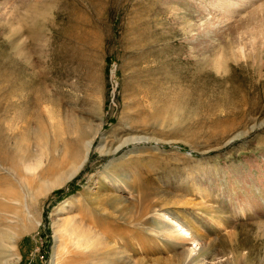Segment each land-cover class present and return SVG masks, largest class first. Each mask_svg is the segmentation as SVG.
Here are the masks:
<instances>
[{
	"label": "rangeland",
	"instance_id": "374dc122",
	"mask_svg": "<svg viewBox=\"0 0 264 264\" xmlns=\"http://www.w3.org/2000/svg\"><path fill=\"white\" fill-rule=\"evenodd\" d=\"M263 2L0 0V260L264 264Z\"/></svg>",
	"mask_w": 264,
	"mask_h": 264
},
{
	"label": "bare ground",
	"instance_id": "6f19581e",
	"mask_svg": "<svg viewBox=\"0 0 264 264\" xmlns=\"http://www.w3.org/2000/svg\"><path fill=\"white\" fill-rule=\"evenodd\" d=\"M226 1V0H225ZM250 1V0H249ZM254 1V0H253ZM242 2H245V0H242ZM264 3V2H263ZM229 6H230V4H229ZM233 6V5H232ZM234 8V7H233ZM261 8H264V4H262L261 6L259 5L255 10L256 11H259L258 9H261ZM254 10V11H255ZM229 11V10H228ZM262 11V10H261ZM254 13H257V12H254ZM260 14V13H259ZM258 14V15H259ZM255 16H256V14L255 15H253V17L255 18ZM262 16V15H261ZM260 17V16H259ZM256 18H258L257 16H256ZM255 18V19H256ZM258 19H261V20H259L260 22V26H259V28H258V31H256V32H259L260 31V34L258 35V37H257V35H256V37H257V39L255 40V41H257V45L259 44V48H264V15L262 16V17H260V18H258ZM252 20H253V18H252ZM256 21L258 22V20L256 19ZM256 22V23H257ZM255 23V22H254ZM258 24V23H257ZM257 24H255V27H257L258 25ZM257 25V26H256ZM262 26H263V29H262ZM255 27H253V28H251L250 29V31L252 30V29H254ZM254 32V30H252V33ZM247 33V32H246ZM255 34V33H254ZM248 35V34H247ZM239 36V35H238ZM252 39H254L253 38V36H252ZM253 43H254V41H253ZM252 47H253V45H252ZM255 47V46H254ZM232 48V47H231ZM262 48H261V50H262ZM45 110V109H44ZM47 115V114H46ZM29 118V117H28ZM31 118V117H30ZM33 119V118H32ZM52 119V118H51ZM34 120V119H33ZM31 121V120H30ZM37 123V125H39L40 127H41V130L44 132V128H46V125L44 126L43 125V122L42 121H37L36 122ZM57 124V123H56ZM56 126H58V125H55V127ZM58 128V127H57ZM47 129V128H46ZM60 129V128H59ZM75 129V128H74ZM79 132H78V135H77V137H75L74 138V140H72L73 141V144H74V146H71L70 145V149L69 148H66L65 149V151L64 152H60V156L62 157V159L61 160H55L54 162V165L52 166V167H50L48 170H47V173H49V175H50V173H55V171L56 170H58L60 167H62L64 164H65V162H72V163H74L75 164V167L71 170V172H69L68 174H64V175H62V176H60L58 179V181H56V182H59V183H64V182H66V181H68V180H71V178L77 173V171H79L81 168H82V166L85 164V162H86V159L88 158V153L90 152V150H91V148H92V146H93V144H92V142L90 141V142H88L87 143V140H86V138H85V133L83 132V130L81 129V130H78ZM23 132V131H22ZM46 132H47V130H46ZM55 145H57V143H55ZM120 147H122V146H120ZM120 147H118V148H120ZM1 148V147H0ZM118 148H116L115 150H117ZM2 149V152L0 151V160H3V161H6V162H8L9 161V157L8 156H10L9 155V153H8V150L7 151H4V149L3 148H1ZM82 150H84L87 154H86V156H85V159L83 160V155H82V153L80 152V151H82ZM12 162V164L14 165V164H16V165H14L15 167H13V168H15L16 170L17 169H19L18 168V161H16L15 159H14V156H13V159L11 160ZM5 162V163H6ZM10 163V165L11 166H13L12 164ZM21 163V162H20ZM23 163V162H22ZM82 163V164H81ZM4 164V163H3ZM20 167V166H19ZM21 168V167H20ZM23 169V168H22ZM59 172V171H58ZM54 175V174H53ZM42 181V180H41ZM40 181V183H42ZM43 184V183H42ZM45 184V183H44ZM56 185V184H55ZM58 185H60V184H58ZM57 185V186H58ZM39 186V185H38ZM49 186V185H48ZM40 187H41V185H40ZM40 187H38V188H40ZM44 188H45V186H43ZM42 187V188H43ZM47 188V187H46ZM48 189H49V187H48ZM5 190V189H4ZM43 190V189H42ZM43 191H45V190H43ZM49 191V190H48ZM47 191V192H48ZM46 192V191H45ZM46 192V193H47ZM44 193V192H43ZM5 210V209H4ZM2 213V212H1ZM7 213V212H6ZM9 213V212H8ZM13 214V213H12ZM15 214V213H14ZM10 215V214H9ZM5 217V216H4ZM6 218V217H5ZM13 218H14V215L13 216H11V217H9V219H10V221H13ZM2 219V218H1ZM167 219V221L170 219L169 217H166L165 218V220ZM171 220V219H170ZM171 222V221H170ZM10 223H8V225H9ZM7 225V224H6ZM82 225V224H81ZM8 229H9V227H7ZM10 228H11V226H10ZM79 229H80V227H79ZM9 230H11V229H9ZM103 231V230H102ZM178 229H176V231H171L172 232V234H174V235H176V236H178ZM82 233L84 232V233H87V232H85V231H81ZM10 236V234L7 232H4V233H2V231H0V245H2L1 243L3 242V239L4 238H6L7 236ZM188 234L184 231L183 232V235H182V237L183 238H185L186 239V237L185 236H187ZM90 236V235H89ZM175 236V237H176ZM185 239H182L181 238V240L182 241H184L185 243H188V241H186ZM195 240V238H193L191 241H194ZM81 241H85L83 238L82 239H77V247H78V249H81V251H82V249H84L85 251H87V252H90V253H92V251L94 250V248H96L97 246H95V247H91V245L90 244H87V243H81ZM66 242V241H65ZM86 242V241H85ZM5 243V242H4ZM76 244V243H75ZM75 244H73V245H75ZM3 246V245H2ZM76 246V245H75ZM74 246V247H75ZM77 249V248H76ZM93 249V250H92ZM75 250V249H74ZM73 250V251H74ZM90 250H92V251H90ZM76 251V250H75ZM71 253H73V252H70V254ZM95 253V252H94ZM94 253H92V254H94ZM61 255H62V253H60ZM65 255V254H64ZM63 255V256H64ZM68 255H69V253H68ZM76 255V254H75ZM96 255V254H95ZM67 256V255H66ZM3 258V257H2ZM87 258V257H86ZM63 260H65V259H63ZM72 261V260H71ZM61 262H62V260H61ZM92 262V261H91ZM65 263V262H64ZM66 263H67V261H66ZM65 263V264H66ZM0 264H5V261H3L2 259L0 260ZM60 264H62V263H60Z\"/></svg>",
	"mask_w": 264,
	"mask_h": 264
}]
</instances>
